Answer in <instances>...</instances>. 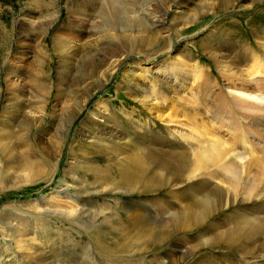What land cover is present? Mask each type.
I'll return each mask as SVG.
<instances>
[{
    "label": "rangeland",
    "instance_id": "374dc122",
    "mask_svg": "<svg viewBox=\"0 0 264 264\" xmlns=\"http://www.w3.org/2000/svg\"><path fill=\"white\" fill-rule=\"evenodd\" d=\"M55 1L0 0V264H54L58 259L62 264L63 261L79 264L80 253L87 249L91 250L89 256L94 264H167L169 260H177L178 264H212V261L235 264L239 256L228 252L222 243L192 250L200 231L167 244L149 243V248L134 233L124 238L127 229L122 230L121 223L126 220L125 213L144 200V192L138 189L124 198L127 201L121 208L115 207L113 197L121 196L125 189L109 190L113 184L97 195L81 197L82 205L95 213L103 209L104 215L96 218L97 232L89 224L91 216L85 222L80 220L79 227L74 216L46 215L41 209L76 207L74 200L59 195L66 191L75 193L67 186L64 175L84 180L91 192L101 190V185H93L89 167L102 170V176H117L123 155L113 148L91 145L93 136L111 137L105 142L113 146H124L126 139L134 137L135 142L151 146L153 151L168 149L159 139L172 130L165 119L171 115L173 124L183 131V136L187 135L197 112L188 103L193 96L199 99V113L203 115L210 111L217 113L215 100L219 93L235 106L234 93L229 92L232 85H228L235 76L243 77H237L236 85L244 83L246 88H261L264 93V77L247 78L246 74L252 65L249 51L257 53L264 65V0H231L225 6L219 0H149L152 20L147 26L133 20L139 11L131 13L133 19L129 21L124 20L127 13H115L120 20L107 21L102 17L104 9H109L100 1L94 8L86 9L69 0ZM54 40L60 41L59 47L53 44ZM131 46H134L132 54L124 56ZM189 58L195 59L205 71L203 81L195 84L192 77L183 75L173 83L161 72L163 64ZM116 59L120 64L113 72L111 61ZM95 65L105 71L102 80L108 81L101 89L93 86L98 79L94 78ZM147 69L158 80L159 93L167 96L166 102L153 95L150 81L142 76ZM228 71L237 74L229 76ZM42 84H47V89ZM58 85L63 88L61 92ZM86 90L90 91L87 108L76 116L74 101L82 100ZM19 95L24 104L19 107L21 113L15 114L7 108L16 106ZM99 103L100 112L110 118L109 124H104L101 114L94 112ZM246 110L241 109V113L249 118L236 115L248 120H238L237 124L253 120L248 126L252 133L248 135L249 147L254 150V157H263L264 118L260 119L252 108ZM6 111L13 113L6 115L14 120L3 118ZM204 120L209 122L206 116ZM85 122L87 128H83ZM66 124H72L68 133L64 130ZM56 132L62 138L67 133L61 150L55 143ZM48 162L53 165L52 171L56 170L52 180ZM30 168L36 169L33 172ZM118 187L134 188L125 183H119ZM168 195L162 193L172 201ZM152 196V203L161 200L156 194ZM222 220L214 223L215 229L226 230ZM12 221L17 223L14 228L6 224ZM43 222L50 226L45 233L41 232ZM15 230L22 236L14 235ZM17 239L21 240L20 246ZM73 244H78L75 249ZM183 247L190 251L185 257L180 254Z\"/></svg>",
    "mask_w": 264,
    "mask_h": 264
},
{
    "label": "bare ground",
    "instance_id": "6f19581e",
    "mask_svg": "<svg viewBox=\"0 0 264 264\" xmlns=\"http://www.w3.org/2000/svg\"><path fill=\"white\" fill-rule=\"evenodd\" d=\"M57 1L59 0H56L55 2ZM97 1H100V3L105 6L104 8L107 7L109 9L108 11L104 9L105 13H103V20H120V18L116 17L115 13H127L128 17L124 18V20L129 21L133 19L130 14L133 12L136 14L138 11L139 13L137 17L135 16L133 19L135 22H140L141 24L145 22L144 24L147 26L148 22L152 20L150 18L151 13L148 8L150 7L149 0H69V2L80 5L84 9L89 7L94 8ZM219 2L225 6L230 5L231 0H219ZM59 43V40L53 41V44H57L58 47ZM133 47L134 46H131V48L126 50L124 52V56H130L134 50ZM245 50L246 52L249 51L248 48H245ZM249 52L252 56V65L250 64L251 66L246 71L247 78L256 76L264 77L263 61L254 51ZM117 61L118 59L111 61L110 68L113 72L120 64L119 61L118 63ZM163 66L164 67L161 68V72L163 70L164 76L173 83H176L180 76L182 77L183 75H185V77L187 75L188 77H192L195 84L205 79V71L203 68H200L199 63L195 59L192 60L189 58L186 61L185 59H181L163 64ZM104 72L99 70L96 65L94 66V78L95 76L98 77V79L93 83L94 88L97 87L101 89L105 86L106 82H108L102 80L101 78V75H104ZM108 73V75L111 74L110 72ZM236 74V71H232L229 76H235ZM142 76L147 77L150 81L152 93L154 92L153 95L161 97L164 99V102H166L168 98L165 94L159 93L160 84L156 78L154 79L152 77L150 69H147L145 74ZM237 77L235 76L236 80L234 77L229 79L228 83L229 86L232 85L229 88V92L234 93L232 95V99L235 100V102L233 103L235 106L244 109L246 112V109L250 110L252 108L260 119L264 118V114H262L264 112V93L262 89L260 88L261 90H255L246 88L244 83L236 85L238 82ZM45 78H48V75ZM61 85H58L59 92L63 89L60 88ZM42 86L47 89V84H42ZM22 90L24 91L23 93H25V90ZM84 92L85 96L82 100L77 101L76 99L74 101L77 105L76 116L87 108L90 91L86 90ZM15 95L17 94L15 93ZM21 98L22 97L19 95L17 103H14L17 108L16 106H12L7 109H12L15 114H19L21 111L20 109L22 108L21 106L24 104L21 103L23 102L20 100ZM198 101L199 99H196L194 96L188 101L189 104L197 109V112L194 114V121L191 123L192 126L187 132V135L183 136V131H180V128L173 124L174 122L171 115L169 116L170 119H165L167 127H171L172 130L171 133L168 132L159 139L168 149L161 148L158 151H153L150 148L151 146L144 147V144H138L135 142L134 137L126 139V141L123 142L124 146H113L108 142H105L107 140H111V137L107 138L100 136V138L97 135L93 136L90 143L91 145L99 146L104 149L113 148L119 155H123V158L118 163L120 164V167L117 176L112 174L102 176V170L94 166L89 167L88 171H91L90 173H92V177H94L93 185L96 187L101 185V190L91 192L89 191V187L86 186L84 180H81L79 177L64 175L65 181H67V186L70 187V189L72 188L75 193H67L66 191L59 193V195L74 200L76 202V207L72 206L69 210H49L46 208L41 210H43L46 215H49L50 213L54 215L62 214L63 216L66 215L70 218L71 216H74L77 220L76 226L79 227L80 220L84 221L85 218L91 216L89 224L96 228L93 231L97 232V226L95 225L96 218L99 215H104L103 209H99L98 214L95 213L89 207L82 205L84 199L81 197L97 195L99 191L108 189L109 184H113L114 187H110L111 189L109 190H117L119 188L125 189L121 196L113 197L116 200L115 207L121 208L122 205L123 207L125 206L127 201H124V198L132 196L134 194H132V192L137 193L135 189H138L144 192V195H142L144 196V200L138 201L133 206V210L125 213L126 220L121 223V225H123L122 230L125 228L127 229V231L124 232V238L130 237L129 234L134 233L136 239H144L146 248H149L151 247L149 243L159 245L165 243L167 244L172 242L174 239L181 240L183 237L194 235L196 232L200 231L195 240L197 245L192 248V250L208 246L211 247V245H219L222 243L224 247L227 248L228 252L236 254L237 257L239 256V259L235 264H264V155L263 157H254V150L249 147L250 142L248 135L252 133L250 132L248 126L253 124V120L249 119L247 124H237L238 120L247 121L248 119H243L242 117L237 118L236 114L246 116L247 118H249V115H244V113L242 115L241 109L240 111L235 110V106L227 101V97L222 93H219L215 100L217 113L210 111V113L207 112L206 114L200 115L199 112L201 109ZM101 106V103H99L94 112L101 114V116L105 119L103 121L104 124H109L110 118L99 110V107ZM103 107L106 108L105 106ZM94 112L92 111L90 113L94 114ZM8 113H10V111H6L3 114V118H5V120L7 119L6 121H9L8 119H10L7 115L11 116L13 114ZM196 116L198 117L195 118ZM205 116L208 117L209 122L204 120ZM158 117L160 120L162 119L160 115H158ZM90 118L91 117L89 116L88 119ZM197 120L201 123H198ZM15 122L16 121H14V124ZM117 122V126H120V122ZM7 124L13 131L14 125L10 122ZM68 126L71 127L72 124H66L64 126V130L67 131V133L70 128H68ZM87 126L89 125L85 122L83 124V128H87ZM147 131L150 132L149 130ZM67 133H65L64 138L61 137L62 135L59 136L57 132L54 135L57 140L55 141V143H57V149L61 150L63 145H65ZM174 138L177 141H174ZM85 159L88 160L89 158ZM255 164H257L256 167L253 166ZM85 165H88V163L86 162ZM47 166L51 168L50 172L52 173L49 180H52L56 170L52 171L53 165H51L50 162H48ZM255 168L256 170H254ZM30 169L34 172L36 168ZM119 183H125V185L133 186L134 188L118 187ZM185 183H187L185 187L181 186ZM121 190L123 191V189ZM162 193L166 195L168 193V196L172 199V201L168 200L167 197L162 196ZM75 194L78 197H76ZM154 194H156V196H158L161 200L152 203V199L150 198H152V195ZM150 195L152 197H150ZM79 205L81 206L78 207ZM62 215L60 217H62ZM108 218L110 217L107 216V219ZM219 218L223 219V225L226 230L221 231L219 228L215 229L214 223ZM19 220H21V218ZM6 224H8L11 228L17 226V223L15 224L13 221ZM35 224H37V222ZM25 225L23 226L25 227ZM18 226H20V224ZM23 226L21 225V227ZM38 227H40V225H38ZM49 227V224L45 223V226H42L43 229L41 232L45 233ZM207 228L209 229L208 231ZM90 232H92V230ZM20 234L18 230L14 231V235L19 236ZM180 235L181 238H179ZM20 236H22V234ZM76 241L80 243L78 239H76ZM16 242H18L17 246H20L19 243H21V240L17 239ZM76 245L78 244H73L72 247L75 249V247H77ZM81 249L83 248L81 247ZM100 250L104 251L102 247ZM90 251L91 250L87 249V251L84 250L81 252L80 255L78 254L81 256V259L79 258L81 260L79 264H94L91 256H89ZM189 252V249L183 247L180 254L185 257ZM100 254L105 255L103 252ZM105 258L109 260L111 259V257ZM61 262L62 261H59L58 259L55 260L54 264H62ZM63 262L65 264V261ZM163 264H165V262H163ZM167 264L178 263L177 260H169ZM212 264H216V262L212 261Z\"/></svg>",
    "mask_w": 264,
    "mask_h": 264
}]
</instances>
